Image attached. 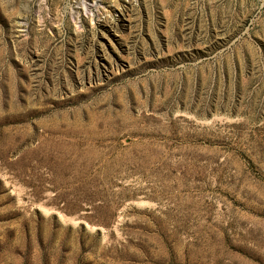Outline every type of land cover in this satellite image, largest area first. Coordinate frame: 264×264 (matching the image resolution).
<instances>
[{
	"label": "rangeland",
	"instance_id": "1",
	"mask_svg": "<svg viewBox=\"0 0 264 264\" xmlns=\"http://www.w3.org/2000/svg\"><path fill=\"white\" fill-rule=\"evenodd\" d=\"M0 264H264V0H0Z\"/></svg>",
	"mask_w": 264,
	"mask_h": 264
}]
</instances>
